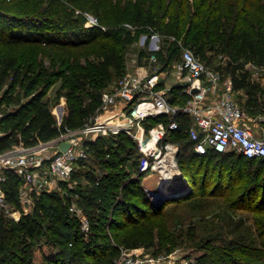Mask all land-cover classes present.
Instances as JSON below:
<instances>
[{"label": "trees", "instance_id": "trees-1", "mask_svg": "<svg viewBox=\"0 0 264 264\" xmlns=\"http://www.w3.org/2000/svg\"><path fill=\"white\" fill-rule=\"evenodd\" d=\"M84 12L95 14L101 23L105 21L102 24L107 28L103 31L100 26L86 27ZM124 22H131L135 29L127 28ZM142 30L149 35L159 32L164 40L172 36L184 40L206 62L205 50L216 47L234 56L235 61L244 56L245 61L264 65V0H0V80L14 72L11 85L14 88L22 74L20 84L27 85L26 94L31 95L15 112L7 110L15 103V95L7 90L0 96V108L5 112L0 130L6 121L16 119L10 130L0 134V152L9 149L19 135L27 145H33L58 136L66 128L83 126L100 106L102 92L111 85L115 71L119 78L126 72L124 52L117 46L121 39L115 34L123 32L124 43L129 44ZM6 45H29L33 50L22 57L9 52ZM57 45L79 51L67 50L69 53L60 64L64 68L53 72L39 58V53ZM165 48L164 45L157 54L163 67H168L178 58L180 46L171 40L168 53ZM92 54L99 60H92ZM150 54L146 50L140 52L143 58ZM242 66L237 64L232 70L235 90L247 89L249 93L248 99L239 101L252 115H264V86L253 81L250 71ZM57 74L64 77L62 88L67 97L61 125L42 100ZM57 110L61 112L62 107ZM186 126L184 121L173 138L181 144L179 163L191 188L176 189L179 194L163 191L168 193L165 198L154 202L143 184L145 173L139 170L141 153L136 141L127 134L99 136L88 142L87 150L99 164L101 173L86 170L91 184L69 189L72 195H80L85 211L88 212L90 203L97 210L92 216L89 212L84 216L89 220V231H83L84 218L71 214L56 192L45 191L33 211L19 220L7 218L0 209V264H115L120 245L149 246L156 229L162 234L167 226L164 209L170 201L190 200L199 193V182L211 177L216 179L217 188L238 184L240 173L254 162L260 163V167L252 182L235 196L232 206L247 200L251 204L260 203L261 216L256 218V226L264 234V157L248 158L237 152L198 154ZM216 156L222 157V163L210 166ZM87 161H78L71 179L78 176V169ZM21 182L13 171L6 170L7 198L17 206ZM64 182L66 185L67 181ZM42 197L52 204V220L48 224V208ZM3 217L9 224L3 223ZM39 235L47 237L38 247L40 260L32 240ZM44 245L49 250H44ZM207 252L199 263L218 260L211 250Z\"/></svg>", "mask_w": 264, "mask_h": 264}, {"label": "built area", "instance_id": "built-area-1", "mask_svg": "<svg viewBox=\"0 0 264 264\" xmlns=\"http://www.w3.org/2000/svg\"><path fill=\"white\" fill-rule=\"evenodd\" d=\"M84 15L86 27L105 29L93 13ZM171 38L180 46L178 58L168 67L156 66L160 62L157 51L161 49L162 35L153 31L149 42L144 41V47L151 53L148 63L127 69L105 89L100 106L83 126L66 128L38 145L22 143L0 152V209L7 217L19 220L34 209L37 195L69 181L78 161L90 157L88 142L99 136H131L141 153L140 172H157L158 185L167 179L164 185L167 188L183 177L179 163L181 144L173 133L184 121L185 131L198 154L237 152L248 158L264 157V115L251 117L236 98L233 79L224 78L219 69L210 66L191 47H185L175 36ZM4 116V109L0 108V123ZM58 122L61 125L62 120ZM68 139L71 145L63 150L61 143ZM6 170L22 180L20 206L7 198ZM145 189L149 194L151 188ZM89 228V220L84 218L82 229L88 232ZM119 248L115 264H173L164 256H147L138 248L121 245Z\"/></svg>", "mask_w": 264, "mask_h": 264}, {"label": "rangeland", "instance_id": "rangeland-1", "mask_svg": "<svg viewBox=\"0 0 264 264\" xmlns=\"http://www.w3.org/2000/svg\"><path fill=\"white\" fill-rule=\"evenodd\" d=\"M80 11L81 10L78 8L77 13ZM98 20L100 24L105 22L102 20L101 23L99 18ZM130 24L131 22H124V26L127 28H131ZM102 26H104L105 29L107 28V25L105 24H102ZM119 26L121 25L118 24V27ZM102 29L103 31L105 30L104 28ZM99 34L103 35L101 32ZM122 36L123 32H118V34H115V37L121 39L117 46L124 52L126 70L133 68L139 63H148V61H146L147 57L143 58V55L140 56V52L141 50H146L147 53L149 52L148 48L144 47V44L145 42H149L150 35L142 30L139 32V35L135 37V39L129 44L124 43V36ZM171 40H173L171 37L170 39L167 38L166 40H164V37H162L160 41L161 50L163 49L164 45L166 46L165 53H168V46ZM98 41L106 42L105 40L101 39ZM189 44H186L185 42L183 43L185 47H190ZM89 48L91 49V47ZM5 49L12 53H18L22 57L26 56V53H29L33 50L32 46L29 45H6ZM67 50H71L73 53H77L79 51L77 49H68L64 46L57 45L53 47H46L44 52L39 53V58L43 60L45 66L49 70H53V72L58 71L61 68H64L63 65L60 64L63 57L68 55L69 52H67ZM205 52L208 60L207 63L210 66L219 69L223 73L224 78L233 79L232 70L234 66L237 64H242L243 69L250 71L253 81H256L257 83L260 82L264 86L263 64L257 63L253 60L245 61L244 56H241L235 61L234 56H231V54L225 51L217 50L216 47L207 48ZM141 57L142 59L140 60ZM98 58L99 57L95 56V54L91 55V59L94 61L99 60ZM82 61H85L84 58H82ZM156 66H162L161 60L159 65ZM153 67L155 66L153 65ZM13 76L14 72L11 71L5 75L2 81L0 80V96L7 90L15 95V103L7 108L8 111L15 112V110L22 107L25 102L29 101L31 95L29 96L26 94L27 85L23 87L20 84L22 74L18 76L17 85L12 88L11 85L14 79ZM54 79L55 82L49 87L47 91L44 92L42 100L49 106L50 109H52L53 114L56 116L57 120H59L60 115L62 113L64 115L66 112L67 97L64 95V89L62 88L64 77L58 76L57 74L54 76ZM118 79L119 73L118 71H115L113 80L110 84L113 85ZM235 95L238 100L248 99L249 97L247 89L236 90ZM59 107H62L61 112H58L57 110ZM249 114L251 117H256L251 113ZM15 120L16 119L13 118L6 121L0 130V134L4 130H10L12 127L11 123L15 122ZM152 122H154V120L150 121V123ZM21 138V135H19L10 148L21 146L22 143L27 145ZM146 139H150L148 134H146ZM48 140L42 139L33 145H38L40 142H47ZM87 160V163L80 166L78 169L79 173L76 178H72L67 181L66 185H64L65 182L61 183L60 188L58 187L57 189L53 190V192H56L57 195H59V197H61V199L69 207L71 214H77L81 218L86 216L88 212L91 214V216L97 213V210L92 203H90L88 212L85 211L84 205L81 203L80 195L78 193H74L72 195L69 190L80 188V186L84 188L85 186H89L91 184L89 178L86 177V170H91L98 174L101 173L99 164L93 158L89 157ZM222 161L223 159L221 156H216L211 161L210 166L217 162L221 164ZM228 167L230 166L227 165V168ZM259 167L260 163L258 162L247 164L244 172L240 173L241 179L239 180L240 183L238 184L233 183L232 186L227 188H217L216 186L214 187L216 179L211 177L207 181L203 180L199 182V193L194 195V197L190 200H184L176 203L174 201H170L164 209V213L167 215L166 229L162 231V234L156 229L155 236L153 237V240H151V245L137 247L138 251L143 252L147 256H164L166 259L172 260L173 264H258L260 262H262L261 264H264V234L263 231H261L256 226V218L261 216V213L258 212L261 204L257 202L251 204L250 201L247 200L238 204L235 203V207L232 206V201L234 198H236L235 196L244 190L243 188L245 184H248L251 181ZM158 178L157 172H146L143 178V184L151 189H155L158 186ZM186 187L191 188V185L187 184L186 179L182 177L176 182L172 183L168 190L171 192H176V189L184 190ZM163 191H165V188ZM42 193L37 195L36 202L40 199ZM176 193L179 194V191ZM166 194L168 193H165V195ZM42 200L48 208L49 216L46 220V224H48L52 220V204L50 200H47L45 197H42ZM32 211L33 210H31V212ZM2 221L5 225L9 224L8 219L4 217L2 218ZM45 238L47 237L44 235H39L32 238L33 242H35L37 246L38 260H40L41 254L39 253L40 251L38 247L44 244V241L46 240ZM43 247L44 250H49L46 245ZM210 250L216 254L215 256L218 257V260H210L206 263H199L200 257L208 253L207 251Z\"/></svg>", "mask_w": 264, "mask_h": 264}, {"label": "water", "instance_id": "water-1", "mask_svg": "<svg viewBox=\"0 0 264 264\" xmlns=\"http://www.w3.org/2000/svg\"><path fill=\"white\" fill-rule=\"evenodd\" d=\"M196 91V90H194ZM71 145V141L68 139V140H65L64 142L61 143V148L63 150H66L70 147ZM167 179H164L162 182H160V184L157 186V188L155 189H149V194L153 197V201L159 203L161 202L165 196V193L163 194V186L167 183Z\"/></svg>", "mask_w": 264, "mask_h": 264}, {"label": "bare ground", "instance_id": "bare-ground-1", "mask_svg": "<svg viewBox=\"0 0 264 264\" xmlns=\"http://www.w3.org/2000/svg\"><path fill=\"white\" fill-rule=\"evenodd\" d=\"M164 188H165V191L167 192V191H169V192H171L170 190H168V188L167 187H165V186H163ZM167 189V190H166ZM164 194V193H163Z\"/></svg>", "mask_w": 264, "mask_h": 264}, {"label": "crops", "instance_id": "crops-1", "mask_svg": "<svg viewBox=\"0 0 264 264\" xmlns=\"http://www.w3.org/2000/svg\"><path fill=\"white\" fill-rule=\"evenodd\" d=\"M63 116H64V115H63V113H62V116H61V118H59V120H62V119H63Z\"/></svg>", "mask_w": 264, "mask_h": 264}]
</instances>
